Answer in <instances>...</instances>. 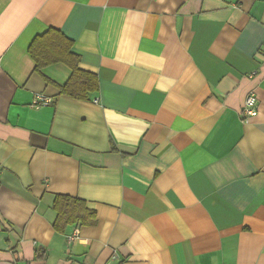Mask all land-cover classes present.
I'll return each instance as SVG.
<instances>
[{
  "label": "crops",
  "instance_id": "crops-1",
  "mask_svg": "<svg viewBox=\"0 0 264 264\" xmlns=\"http://www.w3.org/2000/svg\"><path fill=\"white\" fill-rule=\"evenodd\" d=\"M120 263L264 264V0H0V264Z\"/></svg>",
  "mask_w": 264,
  "mask_h": 264
},
{
  "label": "trees",
  "instance_id": "trees-1",
  "mask_svg": "<svg viewBox=\"0 0 264 264\" xmlns=\"http://www.w3.org/2000/svg\"><path fill=\"white\" fill-rule=\"evenodd\" d=\"M71 44L72 41L67 39V45L64 48L65 53L62 57L56 59L57 61L66 62L72 69L70 78L63 86H60V91L71 97L86 100L89 99L90 94L98 90L99 80L96 74L83 70L78 66L79 56L71 52ZM30 50L34 57L40 61L41 59L38 54L39 39H36L32 43ZM53 209L57 212L54 227L60 232H64L70 224H88L93 222L96 213L94 210L88 208L85 200L68 195H56Z\"/></svg>",
  "mask_w": 264,
  "mask_h": 264
},
{
  "label": "built area",
  "instance_id": "built-area-1",
  "mask_svg": "<svg viewBox=\"0 0 264 264\" xmlns=\"http://www.w3.org/2000/svg\"><path fill=\"white\" fill-rule=\"evenodd\" d=\"M98 101L97 99L95 100ZM52 102V98H49L47 96L38 95L33 103V106L39 107L42 105H48ZM258 97L255 92H250L247 96L244 107H243V113L246 118L250 116H255L258 113ZM79 230H75L72 234L67 236L68 243H71L79 236Z\"/></svg>",
  "mask_w": 264,
  "mask_h": 264
}]
</instances>
